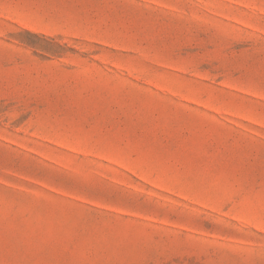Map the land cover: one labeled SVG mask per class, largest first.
<instances>
[{"label": "rangeland", "instance_id": "1", "mask_svg": "<svg viewBox=\"0 0 264 264\" xmlns=\"http://www.w3.org/2000/svg\"><path fill=\"white\" fill-rule=\"evenodd\" d=\"M0 264H264V0H0Z\"/></svg>", "mask_w": 264, "mask_h": 264}]
</instances>
